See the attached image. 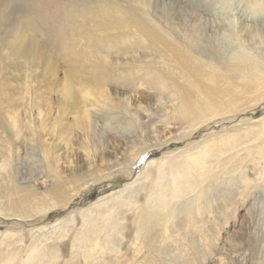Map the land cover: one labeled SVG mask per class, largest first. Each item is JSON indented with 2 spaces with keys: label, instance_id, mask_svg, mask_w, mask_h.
<instances>
[{
  "label": "rangeland",
  "instance_id": "374dc122",
  "mask_svg": "<svg viewBox=\"0 0 264 264\" xmlns=\"http://www.w3.org/2000/svg\"><path fill=\"white\" fill-rule=\"evenodd\" d=\"M102 1L21 0L18 6L16 4L13 7L20 23L26 22V19L32 22V36L47 56L53 59L57 79L63 77L65 69L73 66L69 58L64 59L63 55H59L63 50L61 34L68 32L65 25L67 15L76 16L80 12L88 13L89 9L98 10ZM180 1L191 10L198 11L203 16L208 15V18L212 15L219 18L229 16L250 24L264 22V0ZM256 40L249 42L248 50L258 53L264 66V45ZM74 44L76 49L83 42L78 40ZM218 48L220 51L217 58L229 52L227 50L230 46L220 45ZM254 55L256 54H253V58ZM247 77L253 83L249 90L236 95H219L210 104V110L196 121L181 122L175 119L166 127L156 123L158 141L155 144H150L147 135L143 133L150 124L146 114L139 112L154 109L155 97L147 86L136 83L133 90L119 86L116 88L117 92L109 88L111 105L99 93H87L85 106L96 123L106 127V140L103 144H97L94 140L90 148L88 140H85L79 126L75 124L69 138L65 140L66 144L56 146L50 171L42 150L28 155L29 151L25 146L30 129L25 111H42L41 107L45 106L34 97L33 89H36V85L29 80L21 96L22 101L17 106L19 111L15 121L24 139L13 140L10 134L4 132L5 127L9 126L8 116L4 110V114L0 112V165L5 176L0 181V189L4 192L3 195L6 193L5 197L9 196V202L8 198L0 201V212L6 214L0 213V264L6 263L5 259L11 263L16 261V264L24 258V251L35 243L40 246L52 244L50 246L58 250L60 255L56 264H65L72 258L76 264H84L81 253L73 251V246L76 248V234L85 221L82 214L89 218L102 212L122 219L125 228L122 233L124 236L121 234V254L127 264H138L148 255V249L137 248L140 243L133 239L131 222L135 206L148 201L151 181L158 174L155 163L159 162L167 167L163 170L167 178L171 175L169 166L177 164L182 167V180H186V183L188 179L198 181L196 186L186 185L181 198L170 197L168 204L158 206L163 214L171 210L174 203H182L196 193H201V203L198 207L195 206L193 213L186 218L182 217V229L175 235L166 233V229L162 230L166 236L156 233L159 237L158 250L151 251L149 255L152 264H264V73L254 70ZM231 78L234 86L243 85L242 79L237 76ZM219 81V90L230 83L222 72L219 74ZM77 86L80 87L79 84ZM236 89L239 90V87ZM46 93L43 95L48 106L47 112L55 116L58 112L56 97ZM116 95H126L129 98V106L138 110L142 124L136 123L133 116L120 110ZM70 120L69 117L68 123H71ZM119 122L132 127L135 138L128 143L117 132L120 131L116 127ZM33 128L37 132L40 126L35 124ZM97 133L100 135L99 131ZM149 134L152 135L151 132ZM45 136L46 144L52 141L50 136ZM145 144L147 147L141 150V146H146ZM81 146L90 149L91 156L100 153L104 157H122V162L106 170L99 164L98 158L101 156L98 155L83 182L79 185L70 183L69 199L61 203L53 196H44L52 185L55 174L66 175L73 164L84 162L85 153ZM103 146L108 150L100 148ZM41 147L45 148V144ZM17 157H20L19 160ZM23 157L29 164L36 163V170L22 163L20 159ZM17 167H20L23 179H17ZM146 173L150 179L140 180ZM14 186L23 189L24 197L29 203L28 217H12L14 212L9 204ZM203 197L208 199L204 201ZM152 200L156 201L154 196ZM173 211L178 213L180 210L176 208ZM98 221L102 227L103 224L99 219ZM166 245L170 247L171 255L162 253ZM17 251L21 253L16 254ZM111 254L107 251L103 257ZM46 263L52 264V259H48Z\"/></svg>",
  "mask_w": 264,
  "mask_h": 264
},
{
  "label": "bare ground",
  "instance_id": "6f19581e",
  "mask_svg": "<svg viewBox=\"0 0 264 264\" xmlns=\"http://www.w3.org/2000/svg\"><path fill=\"white\" fill-rule=\"evenodd\" d=\"M18 2L21 3V0H0V112L4 114V110L8 116L9 126L5 127L4 132L10 134L13 140L24 139L15 122L19 111L17 106L22 101L21 96L27 82L31 80V83L36 85L33 95L45 106L41 107L42 111H25L30 126L25 146L28 148V155L42 150L45 160L48 161L49 171L51 162L53 164L55 159L56 146L66 144L65 140L69 138L75 124L79 126L85 140H88L90 148L93 146L92 141L103 144L106 140V127L97 124L85 106L87 93H99L108 99L111 105L109 88L117 92L116 88L119 86L132 90L136 83L147 86L148 91L153 93L155 102L154 109L139 111L146 114L150 124L146 126V131H143V126L141 130L147 135L150 144H155L158 141L156 123L166 127L175 119L181 122L196 121L210 110V104L216 101L219 95L230 96L249 90L253 85L252 80L247 77L249 72L257 70L264 73L261 56L248 50L249 42L254 39L264 45V22L250 24L229 16L219 18L212 15L208 18V15L203 16L198 11L191 10L180 0H103L98 10L89 9L85 14L80 12L76 16L67 15L65 25L68 32L61 34L63 50L59 55H63L64 59L69 58L73 66L65 69L63 77L57 79L53 59L47 56L32 36V22L26 19V22L20 23L17 13L13 11ZM71 40L74 43L81 40L83 44H78L75 49ZM220 45L230 46V49L217 58ZM70 49L75 51L71 52ZM253 54H256L255 58ZM220 72L229 78L230 83L219 90L217 83ZM232 76L242 79L243 85L234 86ZM236 87H239V90ZM44 92L56 97L58 112L55 116L47 112ZM116 100L121 111L133 116L136 123H141L138 110L130 108V100L126 95H116ZM69 117L71 123H68ZM123 123L116 124L120 129L117 132L128 143L135 136L130 124ZM35 124L40 126L37 132L33 130ZM98 131L100 135H97ZM45 135L50 136L52 141L46 144ZM42 144H45V148L41 147ZM85 147H82L85 153L84 162L73 164L66 175L55 174L52 185L44 196H53L61 203L69 199L70 183L81 184L89 175V170L95 163L94 158L98 155L101 156L97 157L99 164L106 170L122 162L121 156L120 159L116 156L104 157L100 153L91 156L90 149ZM146 147L147 145L141 146V150ZM100 148L108 150L105 146ZM20 161L36 170V163L29 164L24 157ZM155 164L158 174L151 181L148 201L135 206L131 222V228L134 229L133 239L140 243L137 248L148 249V255L146 254L138 264H152L149 255L151 251L158 250L157 232L162 233V230L166 229V233L175 235L182 229V217L186 218L193 213L195 206L198 207L201 203L199 192L200 194L196 193L182 203H174L171 210L163 214L158 206L168 204L170 197L181 198L183 188L186 185L196 186L198 181L188 179L186 183V180H182L180 176L184 174L181 165L169 166L171 175L167 178L163 171L167 167L162 162ZM19 168L17 167L15 175L17 179H23L24 175L20 173ZM1 169L0 165V181L5 179ZM143 179H150L148 173L140 180ZM11 192V204H8L14 212L12 217H28L29 203L24 197L23 189L14 186ZM3 193L0 189V201L8 198L6 201L9 202V196L5 197L6 193ZM205 195L208 194L205 192ZM153 196L156 201L152 200ZM207 199L202 198L204 201ZM206 202L209 205V202ZM176 208L180 210L178 213L173 211ZM102 213L89 218L82 214L85 221L76 234V248L73 246V251L81 253L84 264H127L120 249L125 228L122 219ZM98 219L103 224L102 227ZM50 245L52 244H33L24 251V258L16 264H48V259H52V264H56L59 253ZM107 251L112 254L103 257ZM162 253L171 255L170 247L166 245ZM5 261L4 264L16 262L11 263L8 259ZM65 264H76V261L72 258Z\"/></svg>",
  "mask_w": 264,
  "mask_h": 264
}]
</instances>
